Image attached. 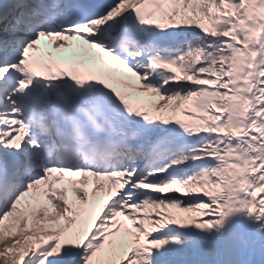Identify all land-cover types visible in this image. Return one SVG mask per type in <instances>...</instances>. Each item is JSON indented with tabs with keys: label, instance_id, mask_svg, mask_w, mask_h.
<instances>
[{
	"label": "bare ground",
	"instance_id": "obj_1",
	"mask_svg": "<svg viewBox=\"0 0 264 264\" xmlns=\"http://www.w3.org/2000/svg\"><path fill=\"white\" fill-rule=\"evenodd\" d=\"M214 2L217 5L215 7L212 6ZM227 5H231L232 8L228 9ZM240 7L243 9L240 12L238 27L235 30L232 28V23L218 25L213 21V19L230 14L233 10ZM174 13L176 16L175 18L170 16V24H178L181 28L189 29L188 35L190 36L195 35L196 30H214L227 33L222 36L210 38L208 36L207 38L208 44L204 48L207 49L209 54L203 58V61L205 60L206 68L209 71L214 68L213 58H223V56L214 51L216 43H220L222 47L226 48L225 55L234 52L230 84L225 89L230 97L229 112L223 131L219 134L220 138L215 139V147H212L213 150L219 152V147L222 146L219 161L224 165L227 177L225 192L213 199L224 210L222 231L214 239L218 241L217 243L221 247L234 250L236 253V255L229 256L224 260L218 261V263L264 264V0H233L227 3L222 2V0H186ZM213 41L215 44L211 45ZM180 66V63L175 66L181 78L180 82L187 79L192 81L197 79V73L201 68L194 70L192 61L179 71ZM175 78H178L177 74L171 77V79ZM140 81L142 80L140 79ZM219 81L218 78H215L214 84ZM182 89L183 85L173 89L172 92H168L165 99L170 100L171 98L168 96L173 93L178 95ZM133 98L140 100L144 106V93L133 95ZM145 103L147 104V102ZM174 104L179 111H188L181 104L177 102ZM159 116L153 119L152 115L151 121L161 124V120L164 117L163 115ZM175 121V125L167 124V127L163 126L165 127L164 130H168L169 133L174 135L190 132L195 138H201V133L191 132L197 127L192 124L191 119L187 115L179 112L176 114ZM130 122L128 121L124 125H129ZM163 124L165 123L163 122ZM124 125H121V128ZM215 126L217 125L211 124V127ZM205 139L209 138L204 136L202 140ZM205 146L208 149L205 152H208L211 147L208 144ZM202 152L204 153V151ZM173 166L171 165L170 168ZM93 179V182L99 183L100 186L105 183L115 186L114 181L110 177L107 179L105 177L93 178L92 176L84 175V173H82L80 179L78 177L74 182L89 181L87 183L89 185ZM71 186L72 184L69 185V187ZM49 188V192L53 190L51 184ZM83 190L84 188H82ZM115 190H117V187H114L111 192ZM80 191V189H77V191L73 192L75 200L71 202L66 200L67 195H64L63 200L58 194L50 205L52 209L48 211L45 208L31 209L30 207L24 210H14L8 223H0V264H29L32 260L28 257L29 252H41L53 240L60 242L59 244L64 243L65 240L62 237L65 234L66 239L70 243H73L75 238L81 233H84L85 237H89L92 234L90 230L94 227L93 222L95 223L96 221H93L87 212L83 214V198ZM103 191L105 190L99 189L98 192L92 195V199L102 202L101 196L106 194ZM136 200L138 198L132 199V201ZM161 207L167 209L170 206L166 207L164 203ZM66 209L71 210L75 215L81 214L78 221L79 231L81 230L79 234H76L73 227L72 230L63 234L68 227ZM51 211L53 215L49 216L48 212ZM39 216L41 217L40 220H38ZM132 216L131 214H126L124 218H121L122 221L118 220L115 223L116 229L114 230H119L117 233L121 234L123 238H132V242L127 243L124 251L123 245H117L118 253L111 259L114 264L124 261L129 264V254L138 255V259L140 257L136 244L138 239L141 238L140 233L143 228L141 226L132 227L134 222ZM128 220H130L129 225H127ZM158 225L164 226V222L159 221ZM168 243V240H153L150 242V246L161 248V251L157 252V254L162 255L165 254L164 250L168 249ZM96 244L97 249L104 246V244ZM77 249L79 250V247ZM78 250L75 254H77ZM66 251H68V248ZM157 254L152 255V258L156 259ZM47 258L45 256V260ZM202 263L201 260L190 259L182 262H172L171 264Z\"/></svg>",
	"mask_w": 264,
	"mask_h": 264
},
{
	"label": "rangeland",
	"instance_id": "obj_2",
	"mask_svg": "<svg viewBox=\"0 0 264 264\" xmlns=\"http://www.w3.org/2000/svg\"><path fill=\"white\" fill-rule=\"evenodd\" d=\"M228 1L233 0H222L225 3ZM212 5L217 6L216 2L212 3ZM227 7L228 9L232 8L231 5H227ZM242 9V7L236 8L230 14L213 19V21L218 25L232 23V28L235 30L238 27V15L242 12ZM204 17L206 16L204 15ZM219 35H223V33L220 32ZM214 44L215 42L211 43V45ZM214 51L223 56V58L216 57L212 59L213 69L209 71L206 68L207 64L204 62L205 60L203 61V58L209 52L206 48H201L190 56L194 70L201 68L197 73V79L193 81L187 79L183 82L178 79L172 82L168 81V84H166V87L171 90L183 85L182 91L186 90L184 94L183 92L178 93V95L173 93L168 96L171 98L168 100L167 98L165 99L167 93H161L156 96V99L152 100V102H155L151 105L154 112L159 110L171 122H175L176 114L180 112L174 103L177 102L183 108H187L188 112L182 113L187 115L192 123L197 126L194 132L199 131L203 136L199 140L201 145L190 148L191 153L186 154L184 164L186 167L184 166L185 168L179 173L183 174L181 178H183L184 183L180 184V176L174 177V183L171 187H162L159 190L161 193L157 192L156 188L152 190L154 194L151 198L155 201L163 200L161 203H165L166 207H170L166 209L161 207V205L157 208L149 206L135 220L133 226L137 224L143 228L140 233L141 238L138 239L136 244L140 257L138 259V255L129 254V264H171L174 260H181L180 262H182L188 259L204 260L203 264H219L218 261L236 255L234 250L223 248L214 240L209 242L194 237L188 238L180 234V228L183 227L188 229L190 233L203 232L216 237L221 233L224 223V210L213 199L225 192L227 177L225 175V167L219 161L222 146L219 147V152L213 150L212 147H215V139L220 138L216 133L223 131L229 112L230 97L225 89L230 84L231 63L234 59V52L225 55L226 48L222 47L220 43L215 44ZM190 58L185 63V66L191 63ZM215 78L220 80L217 84H214ZM211 124H216L217 126L211 127ZM204 136H208L209 139L202 140ZM206 144L211 147L208 152H205L208 150L205 146ZM204 161L208 162L205 165H201ZM194 198H198V200L194 202L187 201ZM71 219L63 234L72 230ZM38 220H40V216ZM159 221H163L164 226H159ZM65 236L63 235L62 237L65 240L64 243L59 244L60 242L53 240L51 244L57 242L54 245L55 247L50 245L48 248L46 247L47 249L38 254V257L31 264H69L73 255H75L77 247L84 241L85 234L78 235L73 243L68 242ZM95 238H101L98 243L104 244V246L97 249L95 241L93 243L94 247L92 248V245L88 253L79 259L76 264H114L111 259L118 253L117 245H123L124 251L127 243L132 242V238H122V235L109 233L108 228L98 233ZM153 240L169 241L167 244L168 249L164 250L165 254H157V252L161 251V248L150 246V242ZM67 248L68 251H66ZM155 254H157V258L153 259L152 255ZM45 256L48 257L46 260ZM119 264L128 263L124 261Z\"/></svg>",
	"mask_w": 264,
	"mask_h": 264
}]
</instances>
